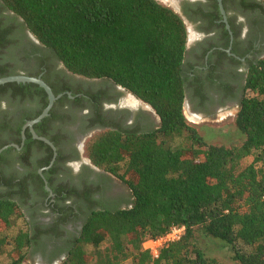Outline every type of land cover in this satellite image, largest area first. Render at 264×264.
Returning a JSON list of instances; mask_svg holds the SVG:
<instances>
[{
    "label": "trees",
    "instance_id": "obj_1",
    "mask_svg": "<svg viewBox=\"0 0 264 264\" xmlns=\"http://www.w3.org/2000/svg\"><path fill=\"white\" fill-rule=\"evenodd\" d=\"M0 2L66 69L112 79L150 104L160 119L151 129L116 126L90 139L92 162L131 193L125 206L94 207L87 214L61 264H227L197 242L199 228L229 245L236 264H264V57L251 62L236 116L244 139L211 143L184 113L188 31L174 8L159 0ZM7 44L0 31V48ZM10 74H18L17 66L1 64L0 77ZM31 83L0 88L22 91ZM12 193L0 192V255L11 244L9 264H22L50 229L32 232ZM14 216L24 217L27 227L9 235ZM180 224L186 233L158 258L143 247L147 238Z\"/></svg>",
    "mask_w": 264,
    "mask_h": 264
},
{
    "label": "flooded vegetation",
    "instance_id": "obj_2",
    "mask_svg": "<svg viewBox=\"0 0 264 264\" xmlns=\"http://www.w3.org/2000/svg\"><path fill=\"white\" fill-rule=\"evenodd\" d=\"M169 1L188 31L183 70L191 112L203 124L237 116L251 62L264 57V0ZM0 31L9 42L0 48V65L41 76L60 95L33 125L35 136L24 125L48 104L46 89L34 82L22 91L0 88V145H8L0 152V192L13 191L32 232L50 229L29 254L51 264L65 260L94 207L125 206L130 197L126 183L92 162L90 139L116 126L151 129L160 119L150 104L112 79L66 69L1 2Z\"/></svg>",
    "mask_w": 264,
    "mask_h": 264
},
{
    "label": "rangeland",
    "instance_id": "obj_3",
    "mask_svg": "<svg viewBox=\"0 0 264 264\" xmlns=\"http://www.w3.org/2000/svg\"><path fill=\"white\" fill-rule=\"evenodd\" d=\"M162 3L176 8V5L170 3L169 0H160ZM184 113L187 119L198 125L200 132L205 137L208 142L211 143H220V144H235L240 143L244 139V133L236 124V116L230 115L222 117L223 119H211L205 121L203 124L200 119L191 118L190 115H194L189 108L188 101L184 103ZM126 188L127 185H124ZM27 227L24 217L14 216L13 225H11L6 232L9 235L16 234L20 229L24 230ZM197 242L203 246L208 255L219 258L221 261L227 264H236L232 259V249L229 245L224 244L221 239H216L213 237L206 236L202 232V228L196 233ZM11 248V244L6 246L5 252L0 255V264H9L10 258L8 257L7 251ZM64 259L61 261H54L51 264H61ZM22 264H44L37 257H33L31 254H27L24 257Z\"/></svg>",
    "mask_w": 264,
    "mask_h": 264
},
{
    "label": "water",
    "instance_id": "obj_4",
    "mask_svg": "<svg viewBox=\"0 0 264 264\" xmlns=\"http://www.w3.org/2000/svg\"><path fill=\"white\" fill-rule=\"evenodd\" d=\"M160 1V0H159ZM165 4V3H164ZM174 10H176L178 12V7L176 6V8H174ZM34 82L37 83L39 85H41L42 87H44L46 89V91L48 92L49 95V101L48 104L46 105V107L42 110V112L36 116L35 118L27 121V123L24 125V129L29 126L30 129L32 130L33 134L35 136H37L33 125L40 121L43 117H45L46 115L49 114L51 107L54 104V101L57 99L58 96L60 95H55V93L53 92L52 88L50 87V85L41 77V76H37V75H30V74H25V73H18V74H10V75H5V76H1L0 77V84H4L7 82ZM156 112V111H155ZM23 135L25 136V134L23 133ZM46 141H48L50 144L51 141H49L47 138H43ZM15 146H18L17 144H13ZM8 145L3 146L2 148H0V152L6 148ZM52 146L54 147V145L52 144ZM48 189H50L49 186H47Z\"/></svg>",
    "mask_w": 264,
    "mask_h": 264
},
{
    "label": "built area",
    "instance_id": "obj_5",
    "mask_svg": "<svg viewBox=\"0 0 264 264\" xmlns=\"http://www.w3.org/2000/svg\"><path fill=\"white\" fill-rule=\"evenodd\" d=\"M187 227L184 224L173 225L166 232L156 237L147 238L143 247L154 257L158 258L163 247L172 242L180 240L186 233Z\"/></svg>",
    "mask_w": 264,
    "mask_h": 264
},
{
    "label": "bare ground",
    "instance_id": "obj_6",
    "mask_svg": "<svg viewBox=\"0 0 264 264\" xmlns=\"http://www.w3.org/2000/svg\"><path fill=\"white\" fill-rule=\"evenodd\" d=\"M191 118H195L196 119V115H190Z\"/></svg>",
    "mask_w": 264,
    "mask_h": 264
}]
</instances>
